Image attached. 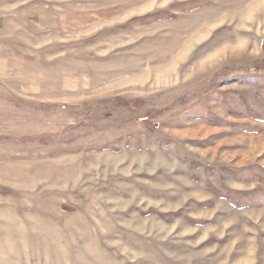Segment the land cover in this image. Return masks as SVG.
Segmentation results:
<instances>
[{
  "label": "rangeland",
  "instance_id": "rangeland-1",
  "mask_svg": "<svg viewBox=\"0 0 264 264\" xmlns=\"http://www.w3.org/2000/svg\"><path fill=\"white\" fill-rule=\"evenodd\" d=\"M0 74V264H264V0H0Z\"/></svg>",
  "mask_w": 264,
  "mask_h": 264
},
{
  "label": "crops",
  "instance_id": "crops-1",
  "mask_svg": "<svg viewBox=\"0 0 264 264\" xmlns=\"http://www.w3.org/2000/svg\"><path fill=\"white\" fill-rule=\"evenodd\" d=\"M2 74V73H1ZM0 74V76H1ZM5 91L6 92H9V86H6L3 81L1 80V77H0V100H3L4 99V94H5ZM8 97V94L5 96L6 99ZM3 98V99H2ZM2 103H0V106H1ZM4 133H7V132H3L0 130V140L1 139H4L6 137V135ZM7 138V137H6Z\"/></svg>",
  "mask_w": 264,
  "mask_h": 264
},
{
  "label": "trees",
  "instance_id": "trees-1",
  "mask_svg": "<svg viewBox=\"0 0 264 264\" xmlns=\"http://www.w3.org/2000/svg\"><path fill=\"white\" fill-rule=\"evenodd\" d=\"M241 71H244L243 69ZM246 71V70H245ZM207 165H211V164H207Z\"/></svg>",
  "mask_w": 264,
  "mask_h": 264
}]
</instances>
